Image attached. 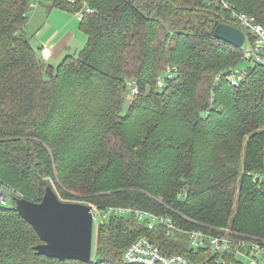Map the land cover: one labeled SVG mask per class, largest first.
Returning a JSON list of instances; mask_svg holds the SVG:
<instances>
[{"label":"trees","instance_id":"1","mask_svg":"<svg viewBox=\"0 0 264 264\" xmlns=\"http://www.w3.org/2000/svg\"><path fill=\"white\" fill-rule=\"evenodd\" d=\"M35 1L0 0V184L41 201L52 179L59 197L102 211L264 238V188L248 175L264 168V66L239 87L216 82L243 60L214 36L219 23L241 27L231 8L264 25V0H44L84 12L85 47L56 66L25 35ZM167 66L176 75L159 89ZM132 80L140 93L129 99ZM166 229L113 213L91 262L58 259L37 253L42 241L14 202L0 207V264H124L141 236L191 256L185 235Z\"/></svg>","mask_w":264,"mask_h":264},{"label":"built area","instance_id":"2","mask_svg":"<svg viewBox=\"0 0 264 264\" xmlns=\"http://www.w3.org/2000/svg\"><path fill=\"white\" fill-rule=\"evenodd\" d=\"M34 3L31 4L33 6ZM229 9V4H225ZM232 16L239 22L240 28L245 31L246 38L244 44L248 42V47L242 49L241 59L243 63L249 62L247 69L231 67L225 71L218 72L215 81L225 78L232 86H241L249 77L250 72L255 67L264 66V25L258 23L256 18L248 13L230 9ZM90 11V9H87ZM80 18L84 12H78ZM39 53L44 61H49L53 56V50L47 45L39 47ZM177 67L167 66L163 73L159 75L157 87L165 86L168 80L174 79ZM128 98L138 95L139 86L136 80H132L128 90ZM249 176L261 188H264V168L262 171H250ZM2 184V183H1ZM11 189L2 184L0 186V207H9L15 202ZM94 221H97V231L99 223L108 220L111 214L122 213L135 216L139 220L147 219L150 227L157 224H165L166 235L174 233L185 235L187 248L191 256L179 253L162 252L151 238L141 236L124 252V264H264V238L256 235H249L240 231H235L229 227L218 229L217 231H207L200 227L184 228L175 223L168 215H157L149 211L138 208L124 206L109 207L104 211L99 210L95 205ZM96 231V234H97Z\"/></svg>","mask_w":264,"mask_h":264},{"label":"water","instance_id":"3","mask_svg":"<svg viewBox=\"0 0 264 264\" xmlns=\"http://www.w3.org/2000/svg\"><path fill=\"white\" fill-rule=\"evenodd\" d=\"M214 31L215 38L243 47L246 34L240 27L219 23ZM15 209L42 241L35 247L38 254L91 262L96 236L94 205L64 201L48 185L41 201L16 196Z\"/></svg>","mask_w":264,"mask_h":264},{"label":"rangeland","instance_id":"4","mask_svg":"<svg viewBox=\"0 0 264 264\" xmlns=\"http://www.w3.org/2000/svg\"><path fill=\"white\" fill-rule=\"evenodd\" d=\"M224 4L226 3L224 2ZM26 21L25 35L28 36L31 42L36 46L41 47L42 44L50 46L51 50H53V57L45 62L54 66L67 55L79 54L87 43L88 35L81 29L79 14L70 11L67 12L58 8L49 9L48 3L44 0H36L34 2L29 10ZM244 45V48L249 46L248 42ZM249 65V62L241 63L238 65V68L247 69ZM49 181L51 182L49 185H52L57 193L55 182L52 179ZM1 185L2 184H0V186ZM16 193L18 196L24 197L21 193ZM61 199L68 202H82L95 205L81 198ZM96 224L97 221L95 220V235L97 231Z\"/></svg>","mask_w":264,"mask_h":264},{"label":"crops","instance_id":"5","mask_svg":"<svg viewBox=\"0 0 264 264\" xmlns=\"http://www.w3.org/2000/svg\"><path fill=\"white\" fill-rule=\"evenodd\" d=\"M49 9H51L50 6H49ZM58 9H59V8H58ZM31 43H32V42H31ZM32 44H33L34 47L39 48V46H36L34 43H32ZM42 45H47V44H42ZM47 46H49V45H47ZM49 47H50V46H49ZM52 57H53V56H52ZM58 63H60V62H58ZM58 63H57V64H58Z\"/></svg>","mask_w":264,"mask_h":264}]
</instances>
